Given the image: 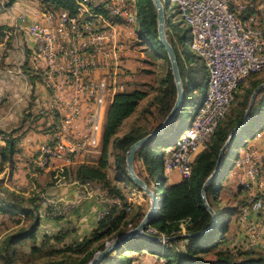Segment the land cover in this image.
<instances>
[{
  "label": "built area",
  "instance_id": "2783aa9c",
  "mask_svg": "<svg viewBox=\"0 0 264 264\" xmlns=\"http://www.w3.org/2000/svg\"><path fill=\"white\" fill-rule=\"evenodd\" d=\"M73 1V14L66 9L45 10L32 22L18 14L15 24L2 30L0 42L23 31L33 43L29 66L39 78L49 109V138L30 159L39 168L53 161L60 162L57 167L74 163L99 146L114 96L126 88L128 40L136 37L134 0ZM170 1L189 29L190 51L208 71L205 94L189 124L174 146L164 150L163 173L177 170L180 177H188L195 157L208 147L216 126L229 111L239 84L264 70V0ZM262 137L264 127L253 138ZM242 153L233 165L242 170L238 183L251 195L238 215L240 224L247 226L250 211L264 214V198L257 197L264 195V153L254 144H247ZM72 182L78 186L75 198L42 197L46 216L67 214L84 198L92 197L98 205V221L112 205L120 204L117 196H110L97 182ZM128 202L130 210L132 202ZM247 228L253 238L244 245H232L255 251L256 237L264 235V226ZM146 232L153 229L147 227ZM260 252H264V241Z\"/></svg>",
  "mask_w": 264,
  "mask_h": 264
},
{
  "label": "trees",
  "instance_id": "16d2710c",
  "mask_svg": "<svg viewBox=\"0 0 264 264\" xmlns=\"http://www.w3.org/2000/svg\"><path fill=\"white\" fill-rule=\"evenodd\" d=\"M14 2L15 0H8L5 6L9 7ZM38 2L41 11L66 9L72 14L75 12L73 0H38ZM134 3L137 9V20L134 26L136 43L153 57L164 56L168 62V68L164 77L161 79L162 90L155 101L156 115L159 118L157 123L158 126L169 113L175 102L176 87L166 51L158 40L154 4L152 0H134ZM2 28H8V26H0V30ZM185 33H189L188 28H185ZM177 37L179 47L172 38H168V41L175 52L180 72L183 89L182 103L180 109L167 128H165L161 134L137 149L134 155V169L136 174L145 181L157 196L160 197L159 208L148 226L153 229V232L148 234L152 237H168L184 234L195 235L180 236L166 241L152 240L136 235L126 239L113 248L98 262V264H131L132 256H128V252H145L152 254L156 256L157 259H162L163 264H264V253L245 250L242 252L243 257L237 258L228 250L218 248L220 243L225 240V235L229 230L231 222L229 216L240 213L241 209L246 206L248 202H244V204L238 202L230 207L223 206V221L220 222L216 216L215 225L208 231L198 234V232L208 228L212 224V216L203 204L201 196L202 185L214 170L219 150L228 135L233 128L243 121L244 112L248 105L250 95L258 84L264 82V77L252 80L250 86L244 90V94L236 107L231 109L234 103L233 101L229 109V111H231H228L225 117L218 123L208 147L195 157L190 175L188 177H181L176 183L165 184L167 180V177L163 173L165 147L162 142L168 136L172 135L174 138L167 147L175 144L181 130L190 122L187 121L185 124L182 121L183 107L190 99L189 94L192 95L193 101L198 98L199 105L205 94L208 78V71L204 62L200 57L190 51L185 41V35H178ZM236 93L237 90L234 93V100ZM147 95L146 91L139 89L117 93L107 112L102 139V156L100 157L98 165L79 164L74 168H65L62 174L66 177L70 176L78 182L93 181L99 183L106 189L110 196H117L120 199V204L112 205L107 214L97 221L95 228L81 241L68 244L62 250L61 248L56 250V252L59 253L68 251L70 254L75 255L74 257L71 255L66 256L67 258L48 259L40 264H87L97 252L105 248L106 242H110L127 232L129 230V228H127L129 224H131L132 227L138 225L145 215L141 206H137L133 214L129 216L133 206L131 205L130 210H127L129 202L122 192L113 184L104 169L108 166L107 148L111 137L116 133L122 121L134 112L139 101L146 98ZM149 108L150 107L145 108L143 112H149ZM248 126L252 127L249 136L247 138L243 137L235 146L234 139L240 134L242 136ZM156 127L147 129L144 126L135 125L122 136L113 139V147L120 151V153H117L114 157L115 169L117 171L114 180L127 183L137 191H141L127 175L125 167L126 151L133 142L152 132ZM263 127L264 88L259 91L256 97L249 114L247 125L235 134L224 150L222 160L226 154L229 156L232 155L230 164L226 170L227 172L233 165V161L239 149L246 145L248 139H253L255 134ZM14 133L15 132L12 131L11 135H6L0 130V134H3V138L1 139L4 141V144L0 146V165L5 163L13 165V156L18 151L17 141L19 139V136L13 135ZM54 174V172H51V175ZM225 174L219 180L218 171L217 175L206 188L205 198L213 210L214 205L218 202L217 194ZM161 180L163 181L162 194L155 192L154 188L155 184H158ZM218 180L219 184H217ZM0 192H2V195H0L1 213L20 212L25 216L34 217V221L28 229L9 236L4 243L3 254H0V259L2 261L0 264H16V245L25 239L35 240L36 238L40 220L37 213L39 204L35 203L36 198H31L30 196L25 197L7 188L1 189ZM257 197L264 198V195H258ZM1 199L3 201H1ZM36 200H39V198L37 197ZM44 238L46 241L52 239L55 241L61 240L60 233L54 236L45 234ZM213 249H216L217 257L212 262L206 259L204 255ZM30 250L31 252H39L41 249L34 244L30 247Z\"/></svg>",
  "mask_w": 264,
  "mask_h": 264
},
{
  "label": "rangeland",
  "instance_id": "374dc122",
  "mask_svg": "<svg viewBox=\"0 0 264 264\" xmlns=\"http://www.w3.org/2000/svg\"><path fill=\"white\" fill-rule=\"evenodd\" d=\"M7 1L8 0H0V13L1 12L3 13L2 17H4L3 19L4 21L12 23L11 25H8V27L12 26L16 22L15 12H17V15L23 14L26 20L30 22L28 20V14L26 13V11L24 12L19 11V10H26V4L22 3L24 1L15 0L14 2L15 4L14 3H13L14 5L12 4L13 10L8 9V6H5ZM27 1H28L27 3H30L31 1L32 4L35 5V8L37 7L38 9V5H39L38 0H27ZM161 2L165 6L164 26H165V34L167 31L166 34L167 39L172 38L179 47L177 36L185 35V41L187 44H189L191 42V36L189 33H185V28L187 27L184 23H182L177 7L170 0H161ZM39 9H40V5H39ZM2 30L3 28L0 30V40H2L3 37ZM24 34L25 33L23 31H20L16 38H11L9 39V41L5 42L3 45L0 46V130H2L6 135L7 134L11 135L12 131L15 132L13 135H20V136L30 131L37 132L39 134H46V133L49 134L50 133L49 127L46 124V121L49 119V109L47 108V105H45L47 103V100H45L44 90L39 82L38 76L31 70L29 66V61H30L29 52L33 50V43L31 39L28 36H26V34L25 35ZM17 38L18 39L21 38L22 41H24V44L26 43V47L28 48V50H30L28 54L25 55V57H23L22 52L20 51V49H18L20 47L22 50L24 49V47L20 46L19 43H18V47L16 46L17 43L15 42V40H17ZM136 41L137 40L135 35L131 36L130 39L128 40V44L131 47V51L129 52L130 54L128 56L127 61L125 62L126 72H127L126 74L128 76L125 82L126 85L125 91L139 89L146 91L148 95L146 96V98L140 100L134 112L122 121V123L116 130V133L111 137L109 141L107 148L108 166H106L104 170L107 176L112 181L114 180V176L117 173L115 169L114 157L117 153H120L118 149L113 147V143H112L113 139L122 136L131 127L135 125L144 126L145 128L150 129L156 127L159 121V118L156 115L155 101L156 98L159 96L160 91L162 90L161 79L164 77V74L168 68V62L164 56L153 57L152 55H150L149 52L143 50L142 47L136 43ZM127 64L130 66L128 67ZM263 77H264V70L252 74L246 79H244L241 85L239 86V88L237 89L235 100L231 109L236 107L237 103L240 101L242 95L244 94V90H246L250 86L252 80H254L255 78H263ZM189 98L190 99L187 102V104L183 107V112H182V121L185 124L187 123V121L191 120L192 115L198 105V98H196V100L193 101L191 94H189ZM148 107H150L149 108L150 111L143 112V110ZM251 129H252L251 126L246 127L243 135L241 136L240 134L234 139V145L236 146L237 143L243 139V137L247 138L251 132ZM1 138H3V134H0V146L4 144V141ZM173 138L174 137L170 135L162 142L165 149L172 148L174 146L173 145L167 147L168 144L172 142ZM250 140L251 139H248L249 142ZM246 145L239 149L236 157L240 154H243L242 152L245 150ZM101 149H102V142L99 146L94 148L93 151L88 152L84 156L77 158L74 163L64 165L62 167L54 168L53 170H56L58 172V175L55 178L49 172L47 173L44 171V169L39 168L37 166L34 165L19 166V163L16 164V162H19V160L13 161V165H11L10 163L2 164L0 165V191L1 189L4 188L11 190L9 186L17 189V187L13 184V182H16L15 175L20 172L21 173L23 172L24 177L25 176L29 177V174L26 173V169L28 167H30L31 171L34 169L33 171L38 172L37 175L31 177V180L35 184V189L31 191L33 192V194H28L27 196L36 199L37 197L39 198V200L35 199V203L39 204L37 213L39 219H41L39 215L41 213L39 212L41 211L40 209H42V205H43L42 197L45 196L42 194H44L46 188L50 185H53L57 181H59V183H63L69 180L71 181L74 180L70 176L66 177L62 175L65 168L68 169L74 168L79 164L98 165L100 157L102 156ZM262 152L264 153V149H262ZM165 155L166 154L164 153V157ZM231 157L232 155L229 156L228 154H226L223 157L219 169V175H218L219 180L226 173L225 177L220 183V188L217 194L218 202L214 205L216 216L220 222L223 221L224 219V213L222 212L223 206L225 207L234 206L238 202L244 204V202L245 203L248 202V199L251 196L250 191L243 189L238 183L239 175L241 174L242 170L237 169L235 165H232L230 170L228 172L226 171L230 164ZM56 162L57 164H54L52 166H56L60 163L58 161ZM22 163H25V161H22ZM234 170H236V174L231 175V172ZM166 176H167V180L165 181V184L171 181L172 183H175L181 179L177 170L168 172ZM41 177H43L44 180ZM219 180L217 184H219ZM162 182L163 181L161 180L158 184H155L154 186L155 192L162 194ZM125 184L128 185L127 183ZM119 185L122 188L124 187V184L119 183ZM18 186L20 185L18 184ZM24 187L25 185H22V188ZM140 192L142 193V191ZM1 193L2 192H0V195H2ZM254 195H256V193H254ZM143 197L144 199H141L140 203L132 202L131 205L133 206V208L129 216L133 214L137 206H141L143 212L145 213L151 207L150 198L145 194H143ZM1 201L3 200L1 199ZM238 215L239 213L230 215L229 218L231 222L234 223L235 222L234 220L238 218ZM65 216L66 214H63L61 216L50 219L53 221L64 218ZM33 221H34L33 216H25L20 212H15V213L0 212V254H3V246L7 238L13 234H16L17 232H21L25 229H28L33 223ZM39 222L41 221L39 220ZM57 228L59 227L56 226L52 227L50 225L45 226V224L40 225L39 223L35 240L25 239L16 245L15 249L17 251V254L15 258V263L40 264L48 259L67 258L66 256H71L72 254H70L68 251L59 253L56 252V250H59L60 248L62 250L63 248H65L66 245L72 244L74 242L77 243L82 239L78 240V237L76 236V232H75L76 229L72 228L71 226L63 227L59 230H56ZM127 228L131 229L133 227L131 226V224H129ZM44 230L53 231L51 234H49L52 236L60 233L61 240L55 241L54 239H52L50 241H46V239L44 238L46 234ZM229 236L230 237L228 238L226 237L227 239H225L223 242L220 243V246L218 248L223 250L226 249L229 252L233 253L234 256H236L237 258H242L243 257L242 252L245 250H242L240 247L238 248L233 247V245H231L229 241L231 239V235ZM226 241L228 243H226ZM34 244L41 249L39 252H31L30 247ZM248 251H252V250H248ZM255 252H259L262 254L264 253L260 251H255ZM127 255L132 256L131 264H163V261H161L160 259H155L154 257H148L145 252H139V253L128 252ZM74 256L75 255H72V257ZM204 257L213 262L217 257L216 249H213L210 252L206 253ZM1 262L2 261L0 259V263Z\"/></svg>",
  "mask_w": 264,
  "mask_h": 264
},
{
  "label": "crops",
  "instance_id": "0c3cea01",
  "mask_svg": "<svg viewBox=\"0 0 264 264\" xmlns=\"http://www.w3.org/2000/svg\"><path fill=\"white\" fill-rule=\"evenodd\" d=\"M22 1H24V2H22L23 4H26V10H19V9L18 10L20 12L26 11V13L28 14V20L30 22L38 19L40 17V14H41V10L39 9V5L37 4L38 5V9H37V7L35 8V5H33L31 1H30V3H27L28 2L27 0H22ZM13 5L8 7V9H12ZM2 14L3 13L1 12L0 13V26L11 25L12 24L11 22H7V21L3 20L4 17H2ZM16 15H17V12H15V17H16ZM15 42L17 43V45H16L17 47H18V43L20 46L24 47V49H22V50L20 47L18 49H20V51L23 54V57H25V55H27L29 52L28 48L26 47V43L24 44V41H22L21 38L20 39L17 38V40H15ZM4 43L5 42H0V46L3 45ZM127 66L129 67L130 65L127 64ZM17 136H19V139L17 141L18 151L14 154L13 161L19 160V162H16V164L19 163V166H23V165L30 166L31 165L30 159L34 155L37 154V151H38L40 144L43 143L44 141H46V139L49 137V134L48 133L39 134L37 132H33V131L31 132L30 131V132H27L26 134H24L22 136H20V135H17ZM248 142L249 141L247 140L246 144H248V145L254 144L257 148H259L261 150L264 149V137L259 138V139L253 138L250 140L249 143ZM22 161H25V163H22ZM51 164L54 165V164H57V162L53 161ZM52 165H50L47 168H42V169H44V171L47 173L49 172L50 174H51V172H55V174L53 175V177L55 178V177H57L58 172L56 170H53V169L56 168L57 166H52ZM33 170L31 171L30 167H28L26 169V173L29 174V177H26V176L24 177L23 172L16 174L15 175L16 176V182H13V184L17 187V189H15L14 187L12 188L11 186H9V188L12 191L14 190L18 194H22L25 197H29L27 195L33 194V192H31V191L33 189H35V184L31 180V177L37 175V173H38V172H35ZM15 176H14V178H15ZM41 178L44 180L43 177H41ZM112 182L122 192V194L125 196L127 201L134 202V203H136V202L140 203V200L144 199L143 194L141 192L137 191L132 186L130 187L122 181L113 180ZM119 183L124 184V187L122 188L119 185ZM171 183H172V181L168 182L167 184H171ZM18 184L20 186H18ZM22 185H25V187L22 188ZM77 190H78V186L75 183H73L71 180H69L67 182H63V183H59V181H57L53 185L48 186L46 188L44 194H42V195L62 197L64 199H70L71 200L77 196ZM138 205H140V204H138ZM97 208H98V205L92 197L84 198L83 201L78 206L73 208L69 213H67L64 218L52 221L48 216H46L45 205H42L43 210L40 209L41 211L39 212V213H41V214H39L40 218H41L40 219L41 222H39V223H40V225L45 224V226L50 225L52 227H54V226L59 227L56 230H59L63 227L71 226L72 228L76 229L75 232H76V236L78 237V240H81L85 236H87L95 228L96 223H97V221L95 219V213L97 211ZM49 220H51V221H49ZM234 221H235L234 223L231 222L229 230L226 233V237L228 238V237H230L229 235H231V239L229 240L231 245L233 243L234 244L237 243L239 245H244L245 243L249 242L253 238L251 236V230H250V228H247V226H255L258 229H261L264 226V214L257 212V211H250L247 215V221H246L247 226H242L240 224L238 218H236ZM44 232L46 234H51L53 231L44 230ZM227 238H225V239H227ZM263 241H264V235H261V237L260 236L256 237V245L254 248L255 251L261 250V243ZM226 243H228V242L226 241ZM146 255L148 257H154L155 259H157L156 256H154L152 254L146 253Z\"/></svg>",
  "mask_w": 264,
  "mask_h": 264
},
{
  "label": "water",
  "instance_id": "95a60500",
  "mask_svg": "<svg viewBox=\"0 0 264 264\" xmlns=\"http://www.w3.org/2000/svg\"><path fill=\"white\" fill-rule=\"evenodd\" d=\"M152 2L154 4L155 10H156V29H157L158 40L163 45V47L166 51V54H167V58H168L169 65H170V70H171V73L173 76V81H174V84L176 87V99H175V102H174L171 110L166 115V117L162 120V122L152 132L148 133L147 135H145L142 138L133 142L129 146L128 150L126 151V156H125V167H126L127 175L129 176L131 181L142 191V193L150 198L151 207L145 213V215L143 216L141 221L138 223V225L129 229L127 232H125L123 235L117 237L116 239H113L110 242H108L106 244L105 248L103 250L97 252L87 264H98V262L106 254H108L113 248L118 246L120 243H122L126 239L133 237V236H136V235H140V236L152 239V240H159V241H166V240L174 239V238L180 237V236L195 235V234H184V235L168 236V237H165V236L152 237L146 232V228L149 226L152 217L154 216V214L157 212V210L159 208L160 197L158 196L159 198L156 199V194L150 189V187L145 183V181L142 180L136 174L135 169H134V155H135V152L137 151V149L140 148L142 145H144L146 142L155 138L157 135L161 134L165 130V128H167V126L172 122L176 113L180 109V106L182 103V98H183L182 82H181V77H180V72H179V68H178V64H177L176 55H175V52L173 50L172 45L168 41L166 34H165V26H164L165 25V12H164L165 6L161 2V0H152ZM262 88H264V82L258 84L253 89V91L250 95L249 101H248V105H247L245 112H244L243 121L241 122V124H239L238 126L233 128L232 131L230 132V134L228 135L227 139L225 140V142L223 143V145L221 146V148L219 150V154H218V158H217L214 170L206 178V180L204 181V183L202 185L201 196L203 199V204L212 216V224L208 228L198 232V234L208 231L216 223V214H215L214 210L212 209V207L207 203L206 198H205L206 188L211 183V181L214 179V177L217 175V173L220 169L222 155H223L226 147L229 145L231 139L235 136V134L239 130H241L242 128H244L247 125L251 108H252V106L256 100V97H257L259 91Z\"/></svg>",
  "mask_w": 264,
  "mask_h": 264
},
{
  "label": "bare ground",
  "instance_id": "6f19581e",
  "mask_svg": "<svg viewBox=\"0 0 264 264\" xmlns=\"http://www.w3.org/2000/svg\"><path fill=\"white\" fill-rule=\"evenodd\" d=\"M217 127V126H216ZM166 176V175H165ZM159 198L158 196H156V199Z\"/></svg>",
  "mask_w": 264,
  "mask_h": 264
}]
</instances>
